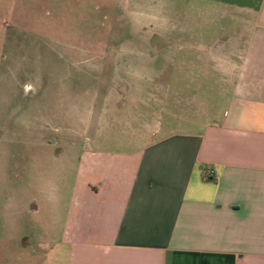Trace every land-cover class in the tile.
Listing matches in <instances>:
<instances>
[{
  "label": "rangeland",
  "instance_id": "374dc122",
  "mask_svg": "<svg viewBox=\"0 0 264 264\" xmlns=\"http://www.w3.org/2000/svg\"><path fill=\"white\" fill-rule=\"evenodd\" d=\"M186 3L0 0V264L48 249V226L55 214L62 223L84 149L138 140L143 130L153 136L196 111L212 120L206 112L218 101L207 95L223 87L180 64L217 63L207 47L222 41L221 28L245 29ZM130 121L135 132L118 133Z\"/></svg>",
  "mask_w": 264,
  "mask_h": 264
},
{
  "label": "crops",
  "instance_id": "0c3cea01",
  "mask_svg": "<svg viewBox=\"0 0 264 264\" xmlns=\"http://www.w3.org/2000/svg\"><path fill=\"white\" fill-rule=\"evenodd\" d=\"M183 1L245 29L221 28L222 41L207 47L217 63L180 64L206 71L205 86L223 87L207 95L218 101L206 112L212 120L196 111L153 136L143 130L138 140L84 149L62 223L55 214L48 249L31 251L25 264H264V0Z\"/></svg>",
  "mask_w": 264,
  "mask_h": 264
},
{
  "label": "built area",
  "instance_id": "2783aa9c",
  "mask_svg": "<svg viewBox=\"0 0 264 264\" xmlns=\"http://www.w3.org/2000/svg\"><path fill=\"white\" fill-rule=\"evenodd\" d=\"M212 174L209 172V173H206V177H211Z\"/></svg>",
  "mask_w": 264,
  "mask_h": 264
}]
</instances>
